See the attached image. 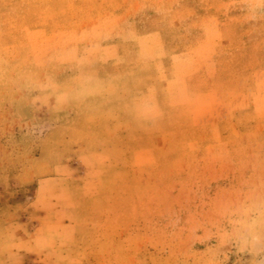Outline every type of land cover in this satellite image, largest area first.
Masks as SVG:
<instances>
[{
	"label": "rangeland",
	"instance_id": "rangeland-1",
	"mask_svg": "<svg viewBox=\"0 0 264 264\" xmlns=\"http://www.w3.org/2000/svg\"><path fill=\"white\" fill-rule=\"evenodd\" d=\"M217 15L264 0H0V264H264V121L186 130L141 91L144 36Z\"/></svg>",
	"mask_w": 264,
	"mask_h": 264
},
{
	"label": "crops",
	"instance_id": "crops-1",
	"mask_svg": "<svg viewBox=\"0 0 264 264\" xmlns=\"http://www.w3.org/2000/svg\"><path fill=\"white\" fill-rule=\"evenodd\" d=\"M207 20L212 25L209 29L180 34V46L174 52L166 49L164 34L144 36L154 39L160 55L150 56L146 75L140 79L141 91L151 96L153 111L170 114V119L177 116L176 127L216 129L231 137L235 130L250 129L252 119L258 126L264 121L261 92L251 101V89H260L264 76V20L260 17L253 26L244 15H217ZM192 102L196 110L191 117ZM252 105L258 106L259 118L252 115Z\"/></svg>",
	"mask_w": 264,
	"mask_h": 264
}]
</instances>
